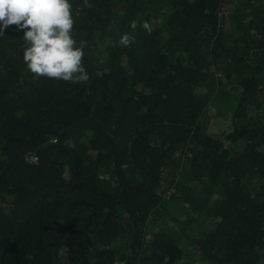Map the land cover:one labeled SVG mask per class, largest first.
Returning <instances> with one entry per match:
<instances>
[{"label": "trees", "instance_id": "obj_1", "mask_svg": "<svg viewBox=\"0 0 264 264\" xmlns=\"http://www.w3.org/2000/svg\"><path fill=\"white\" fill-rule=\"evenodd\" d=\"M70 2L84 84L36 78L23 30L0 35V264H182L191 245L210 264H264V0L229 30L223 0ZM217 66L240 98L214 136L201 117ZM169 201L178 232L148 235Z\"/></svg>", "mask_w": 264, "mask_h": 264}, {"label": "clouds", "instance_id": "obj_2", "mask_svg": "<svg viewBox=\"0 0 264 264\" xmlns=\"http://www.w3.org/2000/svg\"><path fill=\"white\" fill-rule=\"evenodd\" d=\"M84 7H92L89 0H84ZM74 24L70 0H0V35L11 25H15L16 31L23 30V61L36 78L62 80L69 84L89 81V73L83 64L86 45L74 38ZM140 26L151 34L152 26L148 21ZM137 27L134 20L131 28ZM135 42L134 35L125 33L118 44L130 47Z\"/></svg>", "mask_w": 264, "mask_h": 264}, {"label": "rangeland", "instance_id": "obj_3", "mask_svg": "<svg viewBox=\"0 0 264 264\" xmlns=\"http://www.w3.org/2000/svg\"><path fill=\"white\" fill-rule=\"evenodd\" d=\"M247 6L244 0H223V6L220 15L223 17V28L229 30L231 26V17L233 14H239V9ZM158 25L163 23V16L158 20H155ZM216 78L220 81V85L215 94L211 96L209 103L207 104L203 114L202 122L206 126V130L211 135L217 136L221 133L229 130L232 124V113L238 104L240 98V91L236 84L231 79L223 77L220 66H217ZM198 92L204 93L202 88L197 89ZM258 100L261 102L260 113H264V94L259 93L257 95ZM28 161H33L32 154H26ZM174 170L170 167L164 172L165 176V194L167 197L175 190L170 184ZM175 179V178H174ZM183 218L179 215L178 204L174 202H168L165 208L161 211V215L155 219L154 225L149 227L148 235L156 231L159 228L165 229L167 232H178L177 225L174 222V217ZM207 227H211L212 223L209 221ZM189 250L185 253V257L182 260V264H210L202 260L200 253L194 248L193 245L189 246Z\"/></svg>", "mask_w": 264, "mask_h": 264}, {"label": "built area", "instance_id": "obj_4", "mask_svg": "<svg viewBox=\"0 0 264 264\" xmlns=\"http://www.w3.org/2000/svg\"><path fill=\"white\" fill-rule=\"evenodd\" d=\"M33 160H36V156L33 155Z\"/></svg>", "mask_w": 264, "mask_h": 264}]
</instances>
